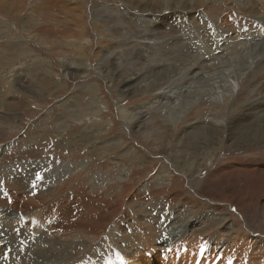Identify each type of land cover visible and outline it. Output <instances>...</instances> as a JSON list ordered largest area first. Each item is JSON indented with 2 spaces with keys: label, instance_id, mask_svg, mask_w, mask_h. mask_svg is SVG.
<instances>
[{
  "label": "rangeland",
  "instance_id": "rangeland-1",
  "mask_svg": "<svg viewBox=\"0 0 264 264\" xmlns=\"http://www.w3.org/2000/svg\"><path fill=\"white\" fill-rule=\"evenodd\" d=\"M11 188L52 207L0 227L1 264H121L147 236L158 264L228 241L264 259V0H0Z\"/></svg>",
  "mask_w": 264,
  "mask_h": 264
},
{
  "label": "bare ground",
  "instance_id": "bare-ground-1",
  "mask_svg": "<svg viewBox=\"0 0 264 264\" xmlns=\"http://www.w3.org/2000/svg\"><path fill=\"white\" fill-rule=\"evenodd\" d=\"M94 90V89H93ZM246 95V94H245ZM244 95V96H245ZM244 96L241 98V100L243 99L244 100ZM240 100V101H241ZM239 104H243V103H239ZM239 104H237L234 108H240V105ZM233 107V106H232ZM139 110H141V109H139ZM100 111L101 110H99V113H100ZM221 111V110H220ZM138 112H142V111H138ZM246 113V112H245ZM247 114V113H246ZM192 116V115H191ZM213 117H214V119L215 120H213L214 122H217L219 125H221V127L222 126H224V123H225V118L223 117V116H221L220 117V112L218 111V110H215V112H214V114H213ZM241 117V116H240ZM128 124V123H127ZM216 128V129H215ZM226 128V127H225ZM224 128V129H225ZM214 129H215V131H217V132H220L219 131V129H218V127L217 126H214ZM222 130H223V128H222ZM149 135H151L149 132H147ZM146 132L144 133V134H147ZM261 136V135H260ZM254 167V171H261V170H259V167L260 166H257L256 168H255V166H253ZM263 171V170H262ZM26 181V180H25ZM3 190V192L6 190V189H1L0 191H2ZM19 191H20V189H18L17 190V192H15L14 193V195H12V194H10V193H12V192H14V190L11 188L10 189V191H8V192H6L7 193V198H6V200H11L12 198L11 197H14L15 196V201H14V204H12V205H9V204H7V210L9 211V213L11 214V212H16V216H15V218L13 219V220H11V216L9 215H7L6 213L4 214V215H1L0 216V227H2L1 228V230H3L5 227L8 229V231H11V229H12V231H11V233L13 234V236L14 237H16V234H14V233H16V232H18V231H23L22 229L24 228V227H31L32 225H33V219H32V217H33V215H41L42 214V212L43 213H50L47 209H49V210H51V207L52 206H49V207H47V208H42V207H37V209L36 210H33V207L30 205V206H27L28 204L26 203L25 204V202H23L22 201V198H21V196L22 195H24V193H25V190H21L20 192L21 193H19ZM26 191H27V189H26ZM49 191V190H48ZM2 193V192H1ZM22 194V195H21ZM43 194H46V192H43ZM47 194H49L48 192H47ZM1 195H4V193H2ZM21 195V196H20ZM49 196V195H48ZM2 199V198H1ZM3 200H4V198H3ZM1 201V200H0ZM69 204V206L68 207H70L71 205H75V203H72V202H70V203H68ZM50 205V204H49ZM51 205H54L53 203L51 204ZM61 206H62V204H60ZM9 207V208H8ZM67 207V208H68ZM75 207H76V205H75ZM66 209V208H65ZM73 209V208H72ZM25 210V211H24ZM7 211V212H8ZM22 213V214H18V213ZM73 212V211H72ZM63 213L64 212H62L61 210H60V212L55 216V217H52V215H51V218H50V220H49V224L50 225H55L56 223H58L59 222V220H58V218L59 217H63L64 215H63ZM47 216V215H46ZM182 225V224H181ZM181 225H178V226H174V231L173 232H175V233H178L179 234V231H180V226ZM190 225V224H189ZM189 225H188V227H189ZM182 227V226H181ZM184 227H186V226H184ZM188 227H186V228H188ZM141 229V228H140ZM152 229V228H151ZM177 229H179V231L177 230ZM25 230V229H24ZM190 230V229H189ZM45 231H47V230H45ZM181 231L183 232V230L181 229ZM181 232V233H182ZM10 233V232H9ZM188 232L187 231H185V235L187 234ZM8 234V233H7ZM153 234V233H152ZM18 235V234H17ZM34 235V234H33ZM12 236V237H13ZM0 237H2V236H0ZM181 237V236H180ZM22 238V237H21ZM24 238V237H23ZM182 238V237H181ZM198 238V237H197ZM20 239V238H19ZM28 239V238H27ZM147 239L148 240H145V244H146V247H143V246H140V245H138V248L139 249H141L139 252H141V254L139 253V252H133V253H131L130 254V256H133V258H129L128 260H126V259H124L125 260V262L124 263H121V264H142L141 263V261L139 260V258L137 257V259H135V256L136 255H146V256H149V257H147V259H148V262H149V264H158V263H160V260H159V258H157V254L156 255H154L152 252L153 251H151V249L153 248L152 246H155V245H151L150 244V238L147 236ZM157 239V238H156ZM186 239V238H185ZM195 240H197V239H195ZM185 241V240H184ZM15 240H13V241H11L10 242V244H8V245H6V249H7V247H11L12 245H14L15 244ZM113 242V241H112ZM195 242V241H194ZM198 242H199V239H198ZM197 242V243H198ZM205 242V241H204ZM1 243V242H0ZM19 243V241L17 242V244ZM155 243V242H154ZM190 243H192V242H190ZM209 243L210 244H213L214 243V241H212V239L209 241ZM187 244V243H186ZM189 244V243H188ZM194 244V243H193ZM222 244H225V246H222V247H220V248H218V249H216L215 248V250L214 251H219V250H222V249H224L225 247H226V249L225 250H223V252L221 251V252H218L217 251V253L215 254H212L211 256L209 255V257H206V256H202V257H191V256H187V255H177L175 258H173V259H170V260H168V254L170 253V252H166L162 257L164 258V260H165V262H166V264H224L223 263V258L224 259H226V260H232V261H236V262H239L240 264H248V261H250V263L251 264H264V259H263V256L262 255H260L259 254V252L257 253V251L256 250H254V251H252L251 253H246V254H244L243 255V257L245 258V257H250L249 259H247V258H245V259H243V258H239V252H235V249L234 248H236V247H238V245H237V243L234 241V242H232V243H230L229 241L227 242V243H222ZM222 244H219V243H217V247H219V246H221ZM243 244V243H242ZM258 243L257 242H255L254 243V246H256ZM163 245L164 246H166V245H169V242L166 244V243H163ZM132 246L134 247L135 246V242H133L132 243ZM16 247V246H15ZM156 247H157V244H156ZM196 247V246H195ZM195 247H194V249H195ZM108 249H113L112 247L110 248L109 246H108ZM8 250V249H7ZM10 250H11V248H10ZM12 250H14V249H12ZM39 250V249H38ZM137 250V249H136ZM196 250V249H195ZM113 251V250H112ZM116 252H117V250H115ZM115 251H113V252H115ZM138 251V250H137ZM18 252V251H17ZM130 252H131V250H130ZM129 252V253H130ZM108 253H109V251H108ZM138 253V254H137ZM5 252L3 251V249H1V245H0V261L1 260H3V259H5V258H8V254L7 255H5ZM10 255H12L11 253H10ZM113 255H116V256H118L119 255V253H115V254H113ZM125 258H126V256L125 255H123ZM119 257V256H118ZM128 257V256H127ZM13 258V257H12ZM11 259V258H10ZM15 259H16V257H15ZM28 259V258H27ZM31 259V258H30ZM113 259H115V258H113ZM123 259V258H122ZM122 259H120L121 261H122ZM97 260V259H96ZM101 260V259H100ZM119 260V261H120ZM14 261V260H13ZM169 261V262H168ZM5 262V261H4ZM8 262V261H7ZM103 263H106L105 261H103ZM1 264V263H0ZM9 264H11V263H9Z\"/></svg>",
  "mask_w": 264,
  "mask_h": 264
}]
</instances>
